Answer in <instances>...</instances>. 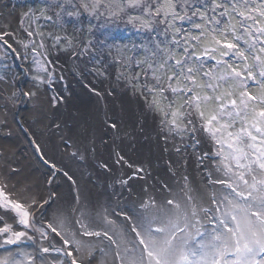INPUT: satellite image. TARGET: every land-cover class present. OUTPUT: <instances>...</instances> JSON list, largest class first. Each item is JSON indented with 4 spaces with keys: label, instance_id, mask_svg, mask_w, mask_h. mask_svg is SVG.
<instances>
[{
    "label": "snow or ice",
    "instance_id": "6c2138e0",
    "mask_svg": "<svg viewBox=\"0 0 264 264\" xmlns=\"http://www.w3.org/2000/svg\"><path fill=\"white\" fill-rule=\"evenodd\" d=\"M32 4L18 15L17 29L0 28V55L28 62L35 73L27 89L0 75V117L6 123L25 100L39 102L56 79L53 54L78 59L107 47L119 56L117 79L156 122L167 178L126 159L116 146V122L105 123L114 134L110 162L97 166L131 175L109 183L111 195L94 198L76 173L46 159L35 144L52 177L61 175L74 194L57 204L56 192L45 198L19 168L0 164V249L8 253L0 264H264V0ZM120 22L141 35L131 50L143 58L124 55L130 49L118 34L97 38L99 29ZM17 31L27 39H16ZM62 100L48 97L52 107ZM60 142L66 152L75 148L68 155L81 162L96 159L94 136L82 147L64 137ZM3 153L0 148V158ZM133 180L140 182L135 195ZM25 241L33 252L19 250Z\"/></svg>",
    "mask_w": 264,
    "mask_h": 264
},
{
    "label": "rangeland",
    "instance_id": "374dc122",
    "mask_svg": "<svg viewBox=\"0 0 264 264\" xmlns=\"http://www.w3.org/2000/svg\"><path fill=\"white\" fill-rule=\"evenodd\" d=\"M32 6V0H0V28H3L7 31L17 29L16 19L18 15L25 11L28 7ZM83 23L85 27L89 26L87 18L83 20ZM96 23L98 22L93 20L92 24ZM99 23H103V20H101ZM71 26L72 25L69 24V28H71ZM110 33H115L119 36L124 37L123 43L127 44L130 49V51H128L124 55L134 59L143 58V52L137 54L135 51L131 50V46L133 43L137 45L141 43V35L138 33H136L135 35V30L132 31L130 29H127L124 25L117 27V24L115 25L109 23L107 29H99L96 33V36L99 40L103 41L106 37L109 36ZM21 38H24L25 40L27 39L23 36L22 33L17 31L16 39ZM9 42L11 43L12 41L10 40ZM13 46L16 47V45ZM17 51H21V49L17 47ZM2 52L3 50L0 49V53ZM29 58L31 59V54ZM49 58L54 59L58 62L57 67L55 69L56 79L51 85L44 86V89L40 94L39 102L25 100V102L19 104L13 111H9L7 113L6 123L3 118L0 117V148L1 144H3V137H6L7 135L10 136L13 134L12 128L8 125L11 124L13 121L14 111H19L21 113L24 125L30 131H32L33 134H36L38 132V129L41 128L44 132L43 135L46 137L56 136L59 141L61 137H64L65 139L70 140L74 144V140L71 134V132H74L71 131L73 127L74 129L83 128V133L87 134L86 137H92L91 122L93 123L95 121V119H92V116L96 115V111H98L97 108L100 109L99 102H101L102 105L104 104L106 106H108L109 103L112 108L111 110L114 111L115 121L120 122V120L125 118L126 109L130 108L126 105V100L130 99L135 105L136 103L140 104L143 110V114H147L151 117L154 125L150 124V127H143V136H141V139L145 140V143L146 141H148L149 145L152 146L151 149L154 148L155 152L159 155V158L161 157L160 159L163 160V164H165L167 156L163 154L159 149L158 140L156 139V142H154V139L151 135V132L155 128L157 136V126L156 122H154L153 120L152 114L147 113L145 111L142 105V100H139L137 97L133 96L132 90L131 88L126 86L125 80L123 78L117 79L118 73L123 71V69L120 67V63L118 62L119 56L115 52L109 54L107 47H101L95 51H89L78 59H69L68 56L63 54H60L59 56L53 54V56ZM17 60L19 64H17L14 56L12 55L8 56L6 59L2 55H0V75L5 76L8 79H15L17 81L16 86L18 88L24 87L25 89H27V87H29L32 83L31 76L35 73L31 70L32 66L28 62L19 58H17ZM19 65L24 67V74H22V70ZM129 71L132 70L129 69ZM136 71H139V69H136ZM61 76L63 77V79L59 78ZM97 93H99V95H97ZM55 95L63 97V100L55 107H52L48 102V97ZM34 104H37L38 106L34 108ZM100 111L101 110H99V112ZM102 113L104 114V109H102V111L99 113V116H101ZM34 117L36 118L34 119ZM56 124L60 125L59 129L53 127V125ZM103 140L106 141L104 137ZM36 142L46 153L47 159L53 161L54 159L51 157L49 150H47L48 146L46 148L45 141L40 140V142ZM61 147L65 153L66 151L62 143L60 144V148ZM11 158L12 156L10 154L5 155L3 153V157L0 158V162H2L3 159H6L10 163ZM12 161H14V159ZM59 164L62 165L60 162ZM46 166L51 172L49 174L48 171L46 173V177H44L47 178V184L43 194L45 198H47L48 192H55L52 190V183L48 184V180L50 178L53 179L51 175L52 169L48 165ZM83 172L86 173V180H89V171L84 170ZM118 173H120L119 176H116V174L114 173L115 179L124 174L125 169H122V171H119ZM57 176L59 177L60 175L57 174L55 178ZM94 176H97V178L94 179L95 181L93 184L100 188V190H103L104 187H107L109 183H106L105 185V176H100L99 173L94 170V168H92V181ZM165 177L166 176L164 173H161V176H159L160 179H166ZM58 180L60 181L55 188L56 193L60 195L65 189L63 187L60 191L57 188L61 185L63 186L65 180L62 179V182L61 179ZM101 182L102 186H100ZM107 189L108 192L113 191L111 188L107 187ZM107 189L104 190L107 191ZM115 191H120L118 185L115 187ZM55 206L56 205L54 204L52 207L54 208ZM50 212L51 209H49V214ZM8 222L11 223L10 220ZM0 243H2V238H0ZM31 245V241H25L23 242V244L20 245L19 250L22 252L31 253L33 252V248ZM43 246L47 247V242H45ZM5 247L10 248L13 252L17 250L16 246ZM0 251V258L6 257L8 255V253L5 252L3 249H0ZM53 255H55V253H53ZM17 259H22V257L18 256ZM25 264H27L26 260Z\"/></svg>",
    "mask_w": 264,
    "mask_h": 264
},
{
    "label": "bare ground",
    "instance_id": "6f19581e",
    "mask_svg": "<svg viewBox=\"0 0 264 264\" xmlns=\"http://www.w3.org/2000/svg\"><path fill=\"white\" fill-rule=\"evenodd\" d=\"M99 105L100 109L97 108L98 111H96V115L92 116V119H95L96 122H91L92 137H95L97 145L95 160L88 158L86 161L81 162L78 159H74L73 157L68 155V152L74 151L75 148H72L68 150V152L64 153L62 147L60 148L61 143L56 136H44V132L41 128L38 129V132L36 134H33L32 131H30L24 125L21 113L19 111H14L13 121L11 124L8 125L12 128L14 135L12 134L10 136L7 135L6 137H3V144H1V148L4 149V154H10L12 158L10 163L6 159H3L0 164H4L6 160L9 167L19 168L21 170L20 175L27 177L29 181L33 184V191L39 192L41 195H43L47 184V178L44 177H46V173L48 171L49 174L51 171L46 166L47 164H45L44 161L40 158V154L36 151L35 144H37L36 141L40 142V140H44L46 143V148L48 146L47 150H49L51 157L54 159L52 162H55L58 167L71 169L72 172L76 173L77 177L80 178L81 185L86 186L87 189H90L91 194L94 198L98 195H101L102 193L111 195L112 191L108 192L107 187H104L103 190H100V188L93 184V181H95L94 179H96L97 176L93 177V181L92 179L91 181H89L86 180V173L83 172L84 170H86L89 171L88 173L91 174L92 168H94V170H96L100 176H105V185L106 183H110L115 179V174L116 176H119L120 173L118 172L122 171V169H125V173L127 172L128 175H131V173L126 168H114L113 172L109 174L106 173L102 168L97 166L100 161L110 162L109 155L112 148L111 139L114 134L110 128L105 127V123L116 122L114 118V111L111 110V105H109V103L108 106L103 104L105 108L101 102H99ZM126 105L130 108L126 109L125 118L120 120V122H116L120 127L119 139L116 140L117 148L123 150V154L125 155L126 159L132 162L134 166L147 167L151 170L152 175L157 177L161 176V173H164L166 176L165 178H167L166 168L165 164H163V160L160 159L161 157L159 158V155L155 152L154 148L151 149L152 146L149 145L148 141H146L145 143V140L141 139V136H143V127H150V124L154 125L151 117L147 114L142 113L143 110L139 103H136L135 105L133 101L127 99ZM102 109H104V114L102 113L101 116H99V113L102 111ZM99 110L101 111L99 112ZM71 131H74L71 132V134L74 140V145H76L77 147H82L86 144L87 140L90 139L89 137H86V133H83V128L74 129L73 127ZM124 133H127L128 135L125 136ZM151 135L154 139V142H156V139L158 140L160 149V142L156 136L155 128L151 132ZM103 137L106 139V141L109 142L107 147L102 146L100 143L101 140H103ZM13 159L14 161H12ZM59 162L62 165H60ZM35 173L37 176L35 175ZM13 179L15 180V178ZM58 179H61L62 182V179L64 178L60 175L59 177L57 176L56 178L54 177L52 179V190L55 192V187L60 181ZM139 184V181H131V186L133 187L134 195L139 191ZM100 186H102V182ZM63 187L65 189L63 191L64 193L62 192L59 195L61 199L56 202L57 204L61 203L64 200L71 199L74 194L73 190L70 189L69 185L66 182H64L63 186L61 185L57 189L61 191ZM104 189H107V191ZM125 197H127V193H125ZM115 198L116 197H113V199Z\"/></svg>",
    "mask_w": 264,
    "mask_h": 264
},
{
    "label": "water",
    "instance_id": "95a60500",
    "mask_svg": "<svg viewBox=\"0 0 264 264\" xmlns=\"http://www.w3.org/2000/svg\"><path fill=\"white\" fill-rule=\"evenodd\" d=\"M14 58H15V60H16V62H17V64H19L18 63V60H17V58L14 56ZM19 67L21 68V70H22V74H24V72H25V70H24V67L23 66H21V65H19Z\"/></svg>",
    "mask_w": 264,
    "mask_h": 264
},
{
    "label": "trees",
    "instance_id": "16d2710c",
    "mask_svg": "<svg viewBox=\"0 0 264 264\" xmlns=\"http://www.w3.org/2000/svg\"><path fill=\"white\" fill-rule=\"evenodd\" d=\"M92 22H93V21H92ZM115 25H116V24H115ZM121 25H124V24H123V22H120V23H119V26H121ZM127 29H130V30L134 31V29H131L130 27H129V28H127ZM125 30H126V29H125ZM136 33H137V32L135 31V33H134V34L136 35ZM132 35H133V34H132Z\"/></svg>",
    "mask_w": 264,
    "mask_h": 264
}]
</instances>
